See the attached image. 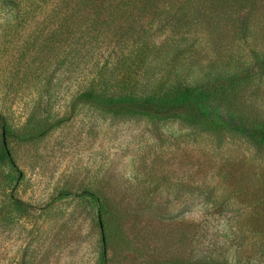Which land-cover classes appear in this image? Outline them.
Segmentation results:
<instances>
[{"label":"rangeland","instance_id":"rangeland-1","mask_svg":"<svg viewBox=\"0 0 264 264\" xmlns=\"http://www.w3.org/2000/svg\"><path fill=\"white\" fill-rule=\"evenodd\" d=\"M82 1L0 0V113L14 163L0 160V264H100L101 230L91 201L78 198L84 191L106 205L107 223L121 224L130 244L107 249L108 264L213 252L229 264L264 262V152L178 121L113 117L87 105L72 111L98 54L113 62L105 36L97 45L87 37L91 24L123 19L121 5L109 8L116 0L78 12ZM173 15L150 24L154 49L141 88L251 61L264 70L263 14L240 25L199 12L183 26ZM258 90L250 99L264 114V79ZM59 118L41 139L18 137L28 121ZM11 195L28 207L12 206Z\"/></svg>","mask_w":264,"mask_h":264},{"label":"trees","instance_id":"trees-1","mask_svg":"<svg viewBox=\"0 0 264 264\" xmlns=\"http://www.w3.org/2000/svg\"><path fill=\"white\" fill-rule=\"evenodd\" d=\"M99 2L106 4L105 0L82 1L78 6L81 9L77 8V11L90 12ZM116 2H112L109 8L114 12V5H121V18H123L120 19L121 25L115 24L116 19L95 26L91 24L86 34L88 38L91 37L95 45L100 44L99 38L102 35L109 40L108 55L114 56L113 62L108 61V57L104 59V55L98 54V58L89 69L87 85L71 99L72 111L78 105H87L113 117L178 121L195 132L213 136L233 134L244 138L256 152H264V114L255 108L253 99H250L252 94L259 91L260 83L264 79V70H260L259 66L256 69L253 61L248 64H237L233 68L220 66L214 68V74L188 82L177 80L167 83L161 79L151 84L152 87L146 83L144 89L138 81L142 72L149 69L154 49L153 26L150 24L161 21L162 15L172 11L174 15L169 20L181 17L180 25H188L191 20L198 21L199 12L209 15L212 19L223 14L229 17L231 23L249 25L252 17H257L256 14L261 13L264 17V0H116ZM143 18L150 21L148 27L139 24L135 27L137 21H142ZM93 53H97L96 49ZM261 63L264 65V62ZM165 73L166 71L163 72ZM65 120L59 118L54 122L44 119L28 121L23 125L18 137L22 141L41 139ZM11 134L10 124L0 113L1 161L11 162L3 145V138ZM12 168L15 171L13 166ZM18 179V175L12 177L14 182ZM78 198L81 201H91L96 208L99 227V220L103 227L100 239V264H108L106 251L110 247L115 249L116 242H119L123 250L129 249L130 244L124 238L122 225L118 226L112 222V219L107 223L106 205L94 193L84 191ZM10 200L11 205L19 209L28 207L14 195L10 196ZM117 230L119 236L115 237ZM213 253L214 256L210 254L209 257L203 259L198 257L189 262L174 258H167L165 262L166 264H229L219 253ZM258 263L264 264L263 261Z\"/></svg>","mask_w":264,"mask_h":264},{"label":"water","instance_id":"water-1","mask_svg":"<svg viewBox=\"0 0 264 264\" xmlns=\"http://www.w3.org/2000/svg\"><path fill=\"white\" fill-rule=\"evenodd\" d=\"M3 145H4V148H5V151L7 153L8 158L11 160V163L14 164L13 161H12V157H11L10 151L8 149V146H7L5 138H3ZM99 222H100L101 231H103V227H102L101 221L99 220Z\"/></svg>","mask_w":264,"mask_h":264}]
</instances>
